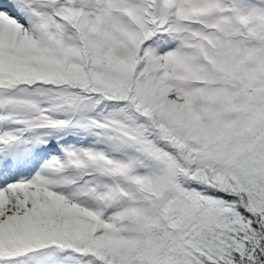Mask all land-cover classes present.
Returning <instances> with one entry per match:
<instances>
[{
    "label": "snow or ice",
    "instance_id": "6c2138e0",
    "mask_svg": "<svg viewBox=\"0 0 264 264\" xmlns=\"http://www.w3.org/2000/svg\"><path fill=\"white\" fill-rule=\"evenodd\" d=\"M0 264H264V0H0Z\"/></svg>",
    "mask_w": 264,
    "mask_h": 264
}]
</instances>
